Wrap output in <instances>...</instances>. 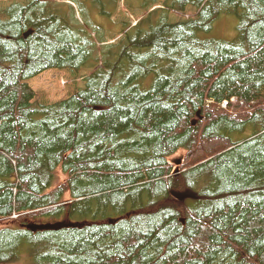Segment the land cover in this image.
<instances>
[{
    "label": "trees",
    "instance_id": "obj_1",
    "mask_svg": "<svg viewBox=\"0 0 264 264\" xmlns=\"http://www.w3.org/2000/svg\"><path fill=\"white\" fill-rule=\"evenodd\" d=\"M121 1L0 10V264H264V0H140L97 55L82 21ZM223 16L236 39L209 37ZM83 69L33 101L29 80Z\"/></svg>",
    "mask_w": 264,
    "mask_h": 264
},
{
    "label": "rangeland",
    "instance_id": "obj_2",
    "mask_svg": "<svg viewBox=\"0 0 264 264\" xmlns=\"http://www.w3.org/2000/svg\"><path fill=\"white\" fill-rule=\"evenodd\" d=\"M125 1L127 3H125L123 0L118 4L116 13L112 15L111 19L109 20L103 19L96 14H90L86 22L82 21V23H84L85 25V30H88L86 31L87 34H90V38L94 42H96L97 50L95 51L97 52V55L99 53L98 50L102 46L117 44L121 40L122 35H120V32L124 26H134L147 14L144 11L141 12L138 8L140 0ZM25 2L26 0H0V10H3L4 8L13 3L24 4ZM126 4L129 7H127ZM159 7L160 5L154 7L153 9ZM153 9H151L150 11H152ZM195 15V10L187 9L185 13H170V20L172 23H176L179 21H186L188 19H192L195 17ZM100 26L101 29L99 28ZM97 34L102 35V38L104 40L103 44L97 43ZM236 36V19L233 16H223L215 22L211 35L209 37L230 41L236 39ZM92 72L93 70L88 69H83L79 72H72L68 70H49L29 80L27 84L36 94V97L33 100L34 102L39 104L50 105L65 100L75 92L82 89L83 80L88 77ZM231 102H234V100H232ZM222 104L221 108H225L226 102L225 105ZM172 158H170L169 161ZM65 176L66 175L63 174L60 169L56 170L52 187L62 183L65 180ZM48 222L49 221H46L44 223ZM1 225L2 224H0V226Z\"/></svg>",
    "mask_w": 264,
    "mask_h": 264
},
{
    "label": "water",
    "instance_id": "obj_3",
    "mask_svg": "<svg viewBox=\"0 0 264 264\" xmlns=\"http://www.w3.org/2000/svg\"><path fill=\"white\" fill-rule=\"evenodd\" d=\"M183 159H184V154H180L178 156H175L174 158H172L169 163L174 166V167H180L182 165V162H183ZM174 198L177 200V201H184L185 199H188L190 198L189 195H185V194H176L174 195ZM60 225L62 224H40V225H37V224H31V225H28L27 226V229L32 231V232H35V231H44V230H56L60 227Z\"/></svg>",
    "mask_w": 264,
    "mask_h": 264
},
{
    "label": "bare ground",
    "instance_id": "obj_4",
    "mask_svg": "<svg viewBox=\"0 0 264 264\" xmlns=\"http://www.w3.org/2000/svg\"><path fill=\"white\" fill-rule=\"evenodd\" d=\"M222 105H225V103H223ZM48 224V223H47Z\"/></svg>",
    "mask_w": 264,
    "mask_h": 264
}]
</instances>
